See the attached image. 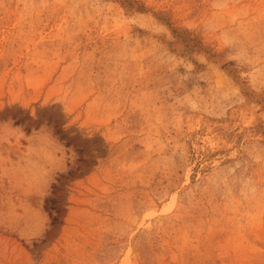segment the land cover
<instances>
[{
    "label": "rangeland",
    "instance_id": "obj_1",
    "mask_svg": "<svg viewBox=\"0 0 264 264\" xmlns=\"http://www.w3.org/2000/svg\"><path fill=\"white\" fill-rule=\"evenodd\" d=\"M0 264H264V0H0Z\"/></svg>",
    "mask_w": 264,
    "mask_h": 264
}]
</instances>
